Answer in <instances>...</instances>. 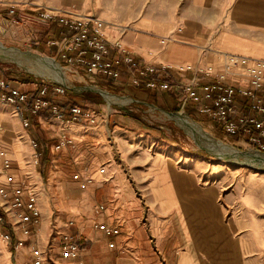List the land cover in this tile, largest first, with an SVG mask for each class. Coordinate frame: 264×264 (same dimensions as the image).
Masks as SVG:
<instances>
[{
  "label": "rangeland",
  "instance_id": "1",
  "mask_svg": "<svg viewBox=\"0 0 264 264\" xmlns=\"http://www.w3.org/2000/svg\"><path fill=\"white\" fill-rule=\"evenodd\" d=\"M15 2L31 10L42 7L55 9L29 1ZM3 26L5 30L0 31V42L5 46H18L23 51H30L34 56L40 57H48L40 53L41 50L47 54L55 52L54 46L50 48L47 46V48L44 42L38 45L40 50L34 45H29V34L25 29L23 31L26 35L22 39L19 38L20 26L13 27V32L10 31L11 26ZM40 29L43 30V28ZM40 35H43V31L39 32ZM56 61L58 67L60 65L64 67L60 69L64 71L66 82L69 81L72 84L76 93L90 91L103 98V102L99 104L88 103L101 113V120L96 126L88 121L76 123L54 117L36 118L34 128L43 144L45 154L41 163L35 162V148L30 143V134L20 122L19 131L16 132L17 136L14 139L21 140V144L25 147L26 164L34 169L33 173H28L27 170L21 171L28 173L38 192L43 223L41 233L34 234L29 243L18 250L13 249L0 235V240L5 244L0 251L7 250L8 264H34L32 256L34 244L48 250L44 264H58L56 263L59 260L58 242L61 233L67 229L66 224L69 221L74 223L71 226L74 232H83L86 235V230L94 228L100 238L111 239L115 243L121 239L123 233L131 237V229L127 227L128 223L124 220L142 218L145 222L147 221L148 180L139 171L154 165L158 167L152 169L155 170L154 182L157 183L153 186V191L161 204H176L183 210L195 208L194 213L210 221L211 226L218 225L222 219L214 211L218 206H223L219 205L217 200L214 188L216 187L219 190L220 201L227 208L226 217L233 216L238 221L248 224L236 232V237H245L246 262L264 264V164L249 157V152L243 151L246 147L240 139L224 132L216 123L197 110L192 109V112H189L187 109L181 112L180 114L197 122L213 141L219 143L220 148H214L207 139L199 137L193 129L176 117L175 113H170L173 107L166 104L165 94L159 93L156 98L152 92L130 85L124 87L117 85V89L110 88L109 83L92 79L82 70L72 71L59 58ZM10 72L19 76L29 74L27 77L32 80L27 82L29 88L43 84L46 78L63 81L39 72L33 63L20 64L14 58L7 59L0 56V73L7 75ZM95 84L105 89L102 91H109L113 95L126 94L125 96L131 98V101L111 102L104 92L105 97L99 92L84 89L85 86ZM56 98L62 103L66 100L64 97ZM132 98L143 100V102L132 101ZM158 98L161 105L157 103ZM14 116L11 106L0 103L1 136L4 137V125ZM64 133L72 138V142L61 148H55L60 136ZM5 144L10 153L13 152L11 141L5 140ZM168 156L176 157L177 163ZM164 159L168 161L159 164ZM170 161L185 169L193 168L198 164L201 169L199 181L205 188L202 190L194 177L185 181L175 169L171 170L173 168ZM101 167L107 171L105 174L101 172ZM167 177L173 178L171 184L166 181ZM88 178L92 179L87 181ZM101 203L105 204V209L108 207L112 210L117 209L112 213V223L121 227L122 232L118 236L107 235L100 230L102 228L97 229L99 227H96L95 221L86 224L91 218L86 208L89 205L92 206L95 213L97 205ZM121 206L127 208L128 213H119ZM136 208L142 211L133 213ZM208 214L211 215L206 217ZM213 214H218L219 217L214 224ZM234 222L233 218L230 219L231 224ZM194 244L197 249L204 246V249L209 250L205 234H203L202 244L197 241H194ZM147 245L148 248L152 247L150 242H147ZM235 249L237 253H240L245 249L244 243L237 239ZM0 257L3 262L2 252ZM68 260L66 259V262L62 264H77L75 261L69 263Z\"/></svg>",
  "mask_w": 264,
  "mask_h": 264
},
{
  "label": "built area",
  "instance_id": "2",
  "mask_svg": "<svg viewBox=\"0 0 264 264\" xmlns=\"http://www.w3.org/2000/svg\"><path fill=\"white\" fill-rule=\"evenodd\" d=\"M1 6L0 18L7 22V27L20 26L21 38L26 35L25 29L29 34V45L38 46L44 42L46 47L54 46V53H40L59 58L72 71L82 70L90 78L109 84L149 88L152 91L172 90L180 112L189 108L197 110L224 132L240 139L246 147L243 151L264 152V58L227 53L219 68L213 64L205 68L192 64L180 67L181 70L192 71V75L185 81L173 82L170 78L172 66L143 61L120 36L108 38L103 31L106 21L99 16L46 7L31 10L16 2ZM4 30L2 26L0 31ZM41 31L43 35L39 36ZM44 81L29 88L27 82L19 77L0 73V103L11 106L29 132L36 163H41L45 155L34 128L36 118L54 117L76 123L88 121L96 126L101 120V113L91 106L77 103L64 106L56 98L65 97L67 89H74L69 81L52 78ZM136 101L143 102L140 99ZM71 142L72 138L64 133L55 148ZM0 163V176H4L0 179V235L18 250L39 233L43 221L42 208L28 173L19 171L1 135ZM101 172L105 174L107 171L101 167ZM104 210L105 204L101 203L95 213ZM73 224L69 221L67 229L61 233L57 247L59 258L85 264L81 253L83 238L80 233L72 231ZM95 225L107 235H118L121 231L119 225L106 222H96ZM109 245L115 246V241L111 240ZM47 254L45 247L38 244L32 246L34 264H44Z\"/></svg>",
  "mask_w": 264,
  "mask_h": 264
},
{
  "label": "crops",
  "instance_id": "3",
  "mask_svg": "<svg viewBox=\"0 0 264 264\" xmlns=\"http://www.w3.org/2000/svg\"><path fill=\"white\" fill-rule=\"evenodd\" d=\"M15 1H29L99 16L106 21L103 31L108 38L121 36L143 61L172 66L170 78L173 82L185 81L192 75V71L181 70L180 67L192 64L205 68L213 64L219 68L227 53L264 58V0H0V6ZM4 24L7 25V22L0 18V29ZM18 34L19 38L23 35L20 31ZM164 37L166 41H162ZM157 92L167 96L165 101L168 106H177L174 91ZM20 125V119L15 115L3 127L4 138L11 141L12 157L19 171L33 173V167L26 164L24 145L20 139H14ZM168 158L173 162L177 159L173 156ZM166 161L161 160L159 164ZM173 162L171 170L175 169L185 181L196 178L201 189L205 188L199 181L201 169L198 164L185 169ZM157 167L149 166L139 171L148 180L147 221L126 218L124 221L131 229V237L123 233L113 247L109 245L111 239L100 238L94 228L86 230V235L81 232L84 243L81 253L85 264H250L244 257L247 245L245 237H236V232L248 224L233 216L226 217L227 208L220 201L219 190L214 187L219 205L223 206H218L214 211L222 219L218 225L211 226L210 221L194 213L195 208L183 210L176 204H161L153 191L157 183L154 182L155 170L152 169ZM0 179H4V176H0ZM166 181L171 184L173 178L167 177ZM120 208L119 213H128L127 208ZM86 209L91 217L86 224L91 221L113 224L112 213L117 210L108 207L103 212L94 213L90 205ZM141 211L136 208L133 213ZM232 218L234 224L230 223ZM41 231L42 228L39 233ZM203 234L209 250L204 246L200 249L195 247L194 241L202 244ZM237 239L245 245L240 253L235 249ZM147 242L151 243V248H148ZM4 246L0 240V248ZM1 252L3 262L0 257V264H8L7 250ZM58 259V264L66 262V258ZM68 261L73 262L71 259Z\"/></svg>",
  "mask_w": 264,
  "mask_h": 264
},
{
  "label": "bare ground",
  "instance_id": "4",
  "mask_svg": "<svg viewBox=\"0 0 264 264\" xmlns=\"http://www.w3.org/2000/svg\"><path fill=\"white\" fill-rule=\"evenodd\" d=\"M0 56L7 57V59L14 58L20 64L23 63V62H25V63H33L34 66L37 68V70L39 72H42L43 74H46V75H52L54 78L63 80L65 82L67 80L65 78L64 71L62 69H60V67L63 68V69H64V67L62 65H60V67H58L59 65L58 64H57L58 66L56 65L57 61H56V58H54V57H51L50 58V56H48V55H46V56H48L49 58L48 57H40V56H36V55L34 56L30 51L25 52L22 49L17 48V47L5 46L1 42H0ZM103 92L111 100V102L112 101H115V102H118V103H123V102H129V101H131V98L126 97V96L113 95L109 91H103ZM174 115L176 117H178L188 127H190L191 129H193L199 135V137L205 138V140L207 139V141L209 142V144L211 146H213L214 148H220L218 146L219 143L217 144L216 141H213V139L208 136L209 134L207 135L205 133V131L202 129V127L199 124H197V122H195L194 120L190 119L186 115H185L186 116L185 117L184 115H182L180 113L174 114ZM201 140H203V139H201ZM222 147H221V149H222ZM223 148H225V147H223ZM262 153L263 152H258V151H256V152H249L248 155H250L249 157H251V158L257 160L258 162L264 164V154H262ZM188 200H190V198ZM213 216L215 218V219H213V224H214L215 223V220H217V221L219 220V217H218V214H216V215L213 214Z\"/></svg>",
  "mask_w": 264,
  "mask_h": 264
},
{
  "label": "trees",
  "instance_id": "5",
  "mask_svg": "<svg viewBox=\"0 0 264 264\" xmlns=\"http://www.w3.org/2000/svg\"><path fill=\"white\" fill-rule=\"evenodd\" d=\"M36 48L39 49L38 46H36ZM41 51L45 52L43 50H41ZM10 75L17 76V77H19L20 79H22L23 81H26V82L32 81L31 78L27 77L29 74L28 75L25 74V76H24V74L23 75L21 74L19 76L18 74L10 72ZM109 86H110V88H116V89L118 88L117 85L111 84V83L109 84ZM122 86L124 87L125 85H122ZM140 89L152 92V94H154V96H156V98H157V95L159 94L156 90L152 91L149 88H140ZM64 98L66 99L62 103L64 106H66L68 103H77V104H81V105L90 106V105H88V103L99 104V103L103 102V98L97 93L90 92V91L82 92V93H76L73 89H67ZM59 101H60V99H59ZM157 103H159L161 105V101L159 100V98H158V102ZM173 110H178V107L174 106ZM188 111L192 112V108H189Z\"/></svg>",
  "mask_w": 264,
  "mask_h": 264
},
{
  "label": "water",
  "instance_id": "6",
  "mask_svg": "<svg viewBox=\"0 0 264 264\" xmlns=\"http://www.w3.org/2000/svg\"><path fill=\"white\" fill-rule=\"evenodd\" d=\"M84 89L85 90H92V91L99 92L102 96H104V93H103L102 90H105V89L99 88V87H97V85H88V86H85ZM170 113L178 114V113H181V112L179 110H173V111H170Z\"/></svg>",
  "mask_w": 264,
  "mask_h": 264
}]
</instances>
